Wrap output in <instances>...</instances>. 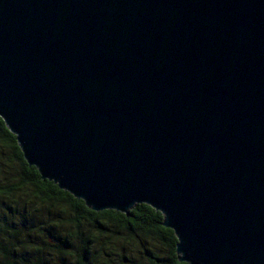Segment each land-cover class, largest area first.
Listing matches in <instances>:
<instances>
[{
  "label": "water",
  "instance_id": "95a60500",
  "mask_svg": "<svg viewBox=\"0 0 264 264\" xmlns=\"http://www.w3.org/2000/svg\"><path fill=\"white\" fill-rule=\"evenodd\" d=\"M0 118L92 211H159L179 262L264 264V0H0Z\"/></svg>",
  "mask_w": 264,
  "mask_h": 264
},
{
  "label": "trees",
  "instance_id": "16d2710c",
  "mask_svg": "<svg viewBox=\"0 0 264 264\" xmlns=\"http://www.w3.org/2000/svg\"><path fill=\"white\" fill-rule=\"evenodd\" d=\"M3 154L16 170L0 185V264L133 262L116 253L112 229L125 232L131 245L139 234L152 238L153 248L159 252L144 248L151 264H187L177 260L176 237L161 225L163 215L159 211L146 204L134 205L128 216L109 209L92 211L52 181L42 180L37 169L27 165L15 136L0 118ZM101 236L105 238L99 241Z\"/></svg>",
  "mask_w": 264,
  "mask_h": 264
},
{
  "label": "rangeland",
  "instance_id": "374dc122",
  "mask_svg": "<svg viewBox=\"0 0 264 264\" xmlns=\"http://www.w3.org/2000/svg\"><path fill=\"white\" fill-rule=\"evenodd\" d=\"M15 170H16V166L14 164H10L8 160H6L5 154L0 155V185H3L5 182H8L10 178L9 176L14 174ZM4 201L7 202V200H4ZM0 202H3L2 197H0ZM60 217L62 216L60 215ZM112 231H113V237L115 236V242H116L115 245H117L116 253L123 254L129 260L133 261V262H130L124 259L123 264L125 263L126 264H151L144 253V248L155 249L153 248L154 241L152 240V238L150 239L146 235L144 236V235L139 234L137 237H134L135 244L131 245L130 242L127 241L129 240L130 237L125 232L119 229L117 230L112 229ZM62 232L63 231H61V233ZM99 238H100L99 241H102L104 240L105 236H101ZM157 251L159 252V250Z\"/></svg>",
  "mask_w": 264,
  "mask_h": 264
}]
</instances>
